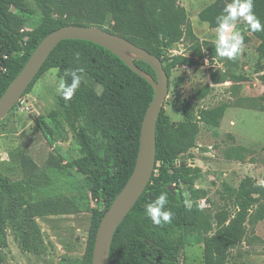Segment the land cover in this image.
I'll return each instance as SVG.
<instances>
[{"label":"rangeland","instance_id":"1","mask_svg":"<svg viewBox=\"0 0 264 264\" xmlns=\"http://www.w3.org/2000/svg\"><path fill=\"white\" fill-rule=\"evenodd\" d=\"M216 1L178 0L195 36L213 44L216 29L201 22L198 14ZM39 3L63 23L100 25L113 32L120 27L140 43L135 30L120 20L109 0H0L21 44L44 25ZM236 23L244 36L236 59L205 58L201 65L178 66L169 75L162 108L168 123L177 126L187 121L196 127L193 146L171 170L183 165L198 169L179 184L188 208L190 200H195L196 210L210 223L206 232L194 227L178 232L175 241L182 264H206L204 238L214 236L218 221L226 219L228 225L245 200L251 205L243 225L245 234L226 249L224 264H264V59L257 53L259 42L247 32V22L239 18ZM177 55L189 57L186 42L174 45L166 57ZM50 70L34 80L22 96V104L0 121V174L15 189L5 221L7 264H84L103 214L92 177L74 166L81 156L72 134L62 140L49 126V114L56 109L59 96L53 76L61 79ZM211 73L224 75L226 81L213 84ZM207 85V96L196 100L194 95ZM220 105L226 108L218 127L199 121V110ZM47 133L52 135L51 144ZM234 150L244 159H229ZM258 213L263 218L251 225L248 220ZM148 222L145 212H133L117 239V248L124 243L127 230H144Z\"/></svg>","mask_w":264,"mask_h":264},{"label":"trees","instance_id":"2","mask_svg":"<svg viewBox=\"0 0 264 264\" xmlns=\"http://www.w3.org/2000/svg\"><path fill=\"white\" fill-rule=\"evenodd\" d=\"M231 2L232 0H217L199 12V20L207 23L211 29H216V18ZM109 3L120 20L135 30L140 43L132 40L128 30L120 27L115 28L114 32L104 30L121 36L158 57L168 78L171 70L178 66L191 67L203 64L205 58L211 61L221 58L215 51V44L200 41L195 36L178 0H109ZM38 6L44 17V25L21 44L17 30L10 24L0 4V97L23 68L36 46L49 33L66 25L87 26L63 23L54 19L46 6L40 3ZM253 12L264 25V0H253ZM98 28H101L100 25ZM246 29L259 42L257 53L260 59H264V31L253 32L248 24ZM181 42L187 43L189 57L177 55L167 58L168 50ZM77 53L79 59L76 58ZM135 65L155 77L154 70L149 65L140 61H135ZM80 67L84 68V72L80 73V86L70 100H65L59 94L56 109L49 114V126L52 133L62 140L66 139L69 133L72 134L81 156L74 162V166L92 177L104 214L134 168L141 124L153 98V90L113 54L98 45L79 40H65L59 43L36 79L50 69H59L61 79L70 84L71 76H66L65 70ZM210 79L213 84L226 81L224 75L220 76L218 73H211ZM31 85L25 94L30 91ZM97 88L101 89L100 93ZM209 90L210 87L205 86L194 98H204ZM225 108V105H220L201 109L198 112L199 121L208 127L216 128ZM195 135L194 125L187 121L177 126L168 123L163 109L161 110L156 124V160L153 175L144 193L115 232L108 264H182L179 261L180 246L175 241L178 232L186 227H194L200 232L210 229L208 219L196 210L195 200H190L191 206L188 208L179 184L181 179L189 176L188 174L195 175L198 169L183 165L178 170H171L172 164L193 146ZM46 140L51 144L52 135L47 133ZM228 157L240 161L244 159V155L235 150L230 152ZM14 191V186L0 174V264H7L5 221L7 206ZM163 192L168 193L165 208L174 213L171 223L156 226L147 216L149 222L145 229L127 230L124 243L118 249L117 239L123 229H126L124 227L130 215L139 210L146 213L145 206ZM191 194L197 195V191L191 190ZM249 206L250 201L245 200L240 205L236 217L230 220L228 225H225L226 219L218 221L214 236L204 238L206 264H224L226 249L243 239V225ZM103 214L97 223L95 234ZM262 218L263 214L258 213L248 221L254 225L257 219ZM94 237L95 235L84 264H91Z\"/></svg>","mask_w":264,"mask_h":264},{"label":"water","instance_id":"3","mask_svg":"<svg viewBox=\"0 0 264 264\" xmlns=\"http://www.w3.org/2000/svg\"><path fill=\"white\" fill-rule=\"evenodd\" d=\"M65 40L98 45L147 82L153 90L141 124L137 157L132 173L103 214L94 239L91 264H108L115 232L144 193L154 172L156 160V124L168 94L169 78L162 61L129 40L93 26H62L49 33L34 49L17 76L0 97V121L17 105L34 82L50 54ZM135 61L149 65L155 77L140 70Z\"/></svg>","mask_w":264,"mask_h":264},{"label":"clouds","instance_id":"4","mask_svg":"<svg viewBox=\"0 0 264 264\" xmlns=\"http://www.w3.org/2000/svg\"><path fill=\"white\" fill-rule=\"evenodd\" d=\"M243 18L253 32L264 31V25L261 24L253 12V0H232L223 10V13L216 18V42L215 51L219 57H225L230 60L236 59L242 51L244 43V36L237 28V20ZM79 59V53L76 54ZM53 73L58 72L59 69H51ZM84 72V68H75L72 70H65V75L71 76V83L69 84L65 79H56V91L65 100H70L78 87L81 84L80 73ZM168 193H161L153 202L145 206L146 215L151 222L156 226H163L171 223L174 213L165 208L168 203Z\"/></svg>","mask_w":264,"mask_h":264},{"label":"built area","instance_id":"5","mask_svg":"<svg viewBox=\"0 0 264 264\" xmlns=\"http://www.w3.org/2000/svg\"><path fill=\"white\" fill-rule=\"evenodd\" d=\"M22 101H23V97L20 98V100L18 101L17 105L16 106H19L22 104Z\"/></svg>","mask_w":264,"mask_h":264}]
</instances>
